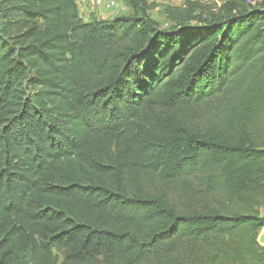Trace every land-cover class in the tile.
<instances>
[{"label":"trees","instance_id":"trees-1","mask_svg":"<svg viewBox=\"0 0 264 264\" xmlns=\"http://www.w3.org/2000/svg\"><path fill=\"white\" fill-rule=\"evenodd\" d=\"M124 2L0 0V264H264V2Z\"/></svg>","mask_w":264,"mask_h":264},{"label":"rangeland","instance_id":"rangeland-1","mask_svg":"<svg viewBox=\"0 0 264 264\" xmlns=\"http://www.w3.org/2000/svg\"><path fill=\"white\" fill-rule=\"evenodd\" d=\"M189 3L193 4L192 8L196 16L198 15L206 16L207 11H216L222 5L220 0H149L148 6L151 7V9L148 12L149 19L153 21L154 25L157 28L168 29L171 26V23L167 20V15H166L167 9L171 7L185 8ZM257 4L258 3H255L254 5ZM91 18L92 17L90 15L82 16L83 21L90 20ZM95 18L101 19L99 17H95ZM190 25L194 26L195 23L192 22ZM193 195L196 196V198H198L195 202L196 204L201 201L199 199L200 196L198 193H194Z\"/></svg>","mask_w":264,"mask_h":264},{"label":"built area","instance_id":"built-area-1","mask_svg":"<svg viewBox=\"0 0 264 264\" xmlns=\"http://www.w3.org/2000/svg\"><path fill=\"white\" fill-rule=\"evenodd\" d=\"M124 0H76V5L79 14L82 18L84 14H88L93 17H99L98 20H110L115 16H121L128 13L129 9L127 5L123 4ZM247 3L254 5L255 3H261L264 0H246ZM149 5V0H145ZM264 231V229L262 230Z\"/></svg>","mask_w":264,"mask_h":264},{"label":"water","instance_id":"water-1","mask_svg":"<svg viewBox=\"0 0 264 264\" xmlns=\"http://www.w3.org/2000/svg\"><path fill=\"white\" fill-rule=\"evenodd\" d=\"M257 242L259 245L264 246V231L259 235Z\"/></svg>","mask_w":264,"mask_h":264},{"label":"crops","instance_id":"crops-1","mask_svg":"<svg viewBox=\"0 0 264 264\" xmlns=\"http://www.w3.org/2000/svg\"><path fill=\"white\" fill-rule=\"evenodd\" d=\"M85 15H87V16H88V14H84V16H85Z\"/></svg>","mask_w":264,"mask_h":264}]
</instances>
